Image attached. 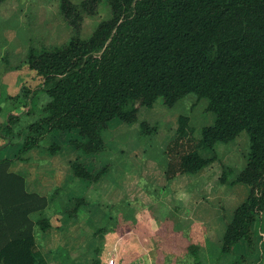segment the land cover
Here are the masks:
<instances>
[{"label": "trees", "instance_id": "1", "mask_svg": "<svg viewBox=\"0 0 264 264\" xmlns=\"http://www.w3.org/2000/svg\"><path fill=\"white\" fill-rule=\"evenodd\" d=\"M101 1L110 16L88 37H80L83 15L94 14ZM57 2L72 34L50 50L28 47L25 63L41 78L46 99L43 114L28 124L20 151L38 146L52 131L77 130L78 137L68 144L79 154L96 153L105 148L101 131L111 119L138 123L141 135H153L157 127L138 120L140 106L150 107L161 97L171 107L188 93L196 101L206 98L213 122L195 138L188 116L177 117L165 149V177L198 172L215 158L200 150L227 143L245 130L249 144L244 166L234 176L229 168L222 169L218 177L222 184L249 186L225 225L220 251L229 253L241 240L251 244L252 225L264 210V0ZM27 93L22 89L21 95ZM59 148L51 142L48 151ZM70 169L73 176L93 183L108 166L91 172L76 158ZM46 205L45 196L26 190L10 160L0 159V264H47L30 218ZM36 223L42 230L49 227L45 218ZM187 251L193 264H203L198 245L188 244ZM91 264H99L98 258Z\"/></svg>", "mask_w": 264, "mask_h": 264}, {"label": "rangeland", "instance_id": "2", "mask_svg": "<svg viewBox=\"0 0 264 264\" xmlns=\"http://www.w3.org/2000/svg\"><path fill=\"white\" fill-rule=\"evenodd\" d=\"M71 1L78 4L81 0ZM57 4V0L0 2V150L4 151L0 156L10 162L22 159L18 154L28 134L27 126L43 114L46 99L39 90L41 78L34 71H25L28 47H33L36 52L50 50L60 46L72 34L69 24L58 13ZM109 16L108 5L101 1L94 14L83 15L80 37H88L96 24ZM11 81L15 82L16 88L10 86ZM22 89L28 90L26 97L21 95ZM206 104V98L196 101L193 93L184 95L171 107L164 105L162 98L158 97L152 106H140L137 114L138 120H146L157 127L155 134L141 135L138 123L113 118L107 124L111 134L106 136V132L103 133L105 148L96 153L80 154L78 159L91 172H97L103 166L109 169L110 164V170L102 175L109 177L107 179H111L116 169L123 177L124 168L131 171L129 166L133 157L149 163L155 154L158 160H162L180 114L188 116L192 135L199 138L201 128L214 119V114L206 110ZM11 115H16L13 122L8 120ZM75 137H78L77 130L52 131L39 141L36 150L49 153L51 142H57L65 150L68 139ZM248 144V135L243 130L227 143L217 142L213 148L200 150L204 157L214 155V160L197 173L180 174L175 187L165 182L160 164L136 169L137 175L127 186L125 202L116 206L114 202L93 197L97 192L95 183L73 177L69 170L71 180H75H69L64 192L67 202L72 203L76 198H94L93 201L107 215L95 228L87 226L81 232L70 229L65 233L64 239L82 243L77 264L81 261L82 264H91L95 258L99 264H193L187 251L190 243L198 245L203 264H260L256 258L259 251H264V237L259 235V231L264 232L262 213L252 225V243L241 240L248 245L250 254L244 258L243 255L220 251L225 225L234 208L246 198L249 186L222 184L218 176L226 168L231 170L232 176L239 172L246 162ZM166 167L167 163L165 170ZM184 203L187 212L182 215ZM195 212L198 218L193 216ZM69 217H58L56 222L62 219L65 226L72 215ZM184 218L188 219L183 224ZM262 259L264 261L263 255Z\"/></svg>", "mask_w": 264, "mask_h": 264}, {"label": "crops", "instance_id": "3", "mask_svg": "<svg viewBox=\"0 0 264 264\" xmlns=\"http://www.w3.org/2000/svg\"><path fill=\"white\" fill-rule=\"evenodd\" d=\"M24 67L27 73L33 71L32 69H29L26 64L24 65ZM40 81L42 82L41 79ZM14 83H12L11 81L10 86L16 88ZM6 89L7 88H5L4 91H6ZM40 89L41 88H39V90ZM17 90H15V93L17 92ZM1 91L3 92V90ZM106 128L107 126L101 131L102 139L103 133L106 132V136L108 133L111 134L109 128ZM130 141L133 142V140ZM138 141L139 143H143L142 139H138ZM66 144L67 146L65 150H62L60 147V149L53 154L36 150L37 146L26 151H20L19 149L20 154H18V156H20L22 159H17L15 160V162H10V169L23 176L26 190L29 192H36L40 195L45 196L47 199L46 207H44L42 210L35 211L30 214V218L34 221L33 234L35 236L37 246L42 252L47 264H77L76 258L79 257L78 251L82 246V243L75 239H64L65 233L70 229H76L78 230V232H81V229L86 230L87 226L95 228L101 223L103 217L106 215L105 211L100 208V205L96 204V201H93L94 198H76L72 203L67 202L64 196V192L68 187L69 180H71V176L69 174V170H71L70 165L76 158H79L80 154L76 149H74L72 145L68 144V141ZM1 153H4V151L0 150V154ZM75 156L76 158H74ZM4 157L0 156V159ZM151 158H153L154 160L149 163H144L143 161L139 162V160L133 157L129 166V169H131V171L128 172L126 169L127 167L124 168L123 177L119 172H117V169L116 171L112 172L110 176L111 179H107L109 177L104 176L99 177L97 181L93 182L95 183V189L97 190L96 194L93 197L97 196L101 198L100 200H102L103 198L108 201L114 202V206L123 204L127 196V186L129 182L133 180V177L137 175V173L135 172L136 169L141 170L142 168H144L143 166L148 167L149 165L157 163L162 166L161 173L164 175V167L167 163L166 154H164L162 160H158V156L155 154L152 155ZM108 165V170H110L111 166L110 164ZM132 171L134 173H132ZM179 176L180 174L173 179H165V182H168L171 187H175V185H178ZM74 180L75 179L71 180V182ZM75 185L79 186L78 183H76ZM81 185L82 183L80 182V186ZM78 200H81V203L77 206L76 209H72L75 202H77ZM185 205L186 204L184 203L183 210L181 212L182 215L186 214L187 212V207ZM261 213L262 215L264 214L263 211ZM71 215V220L66 221L64 226V222L62 221V219H68ZM55 216L56 218L62 217L59 223L56 222ZM193 216H196L197 218L199 217L198 215H196V212ZM42 218H45L49 222V227L44 230L40 229L38 224L36 223L37 220ZM187 219L188 218L182 219L183 224ZM259 235L261 238H263L264 232L259 231ZM247 246L248 245H246L245 242L243 243V241H239L234 244L230 252L234 253V255L237 256L238 254L243 255V257L245 258V256L250 254L249 248ZM258 253L259 256L257 258L255 256V258L259 260L260 264H264V261L262 259V255L264 256L263 249Z\"/></svg>", "mask_w": 264, "mask_h": 264}]
</instances>
